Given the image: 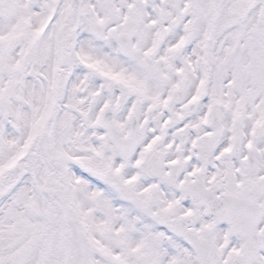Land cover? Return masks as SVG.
Wrapping results in <instances>:
<instances>
[{
	"label": "snow or ice",
	"instance_id": "obj_1",
	"mask_svg": "<svg viewBox=\"0 0 264 264\" xmlns=\"http://www.w3.org/2000/svg\"><path fill=\"white\" fill-rule=\"evenodd\" d=\"M0 264H264V0H0Z\"/></svg>",
	"mask_w": 264,
	"mask_h": 264
}]
</instances>
